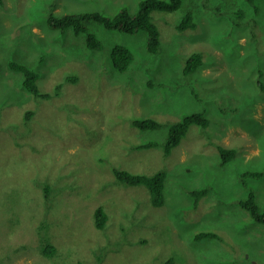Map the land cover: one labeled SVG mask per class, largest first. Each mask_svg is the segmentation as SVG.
<instances>
[{"label":"rangeland","instance_id":"1","mask_svg":"<svg viewBox=\"0 0 264 264\" xmlns=\"http://www.w3.org/2000/svg\"><path fill=\"white\" fill-rule=\"evenodd\" d=\"M141 1L0 0V264H264V224L240 204L253 191L264 210V0L154 10L158 53L144 30L87 20L103 43L93 50L86 33L49 24L51 13L135 14ZM190 11L196 26L181 29ZM115 45L133 51L125 72L112 63ZM196 52L202 64L187 74ZM12 62L40 73L49 97L30 93ZM195 112L209 125L192 124L166 155L170 126ZM137 118L162 127L142 130ZM220 147L235 151L225 164ZM115 167L165 170L164 205Z\"/></svg>","mask_w":264,"mask_h":264},{"label":"trees","instance_id":"2","mask_svg":"<svg viewBox=\"0 0 264 264\" xmlns=\"http://www.w3.org/2000/svg\"><path fill=\"white\" fill-rule=\"evenodd\" d=\"M256 0H249L250 3L255 4ZM182 0H142L140 2V9L137 13L131 14L127 8H123L117 15L108 17L100 12H83V13H68L62 16H56L51 13L49 16V24L53 28H57L65 32L68 27H73L74 32L79 35L81 33L87 34V45L90 49L97 50L103 48L102 41L98 38L96 33L90 31L89 27L85 24L87 20H96L102 22L109 29H116L124 31L129 34H134L141 30L148 32V50L152 53H158L161 48L160 30L158 25L152 19V12L154 10L174 11L181 7ZM196 24L193 20V13L190 11L184 17L180 24L181 29L194 28ZM111 60L114 67L120 71L125 72L131 66L134 60L133 51L124 45H115L111 53ZM202 64V56L200 53H193L190 55L185 72L190 74L195 71ZM11 68L15 71L22 72L25 75L24 86L30 92L39 97L47 98L48 93H43L40 90L38 80L40 73L20 62H12ZM133 125L142 130L156 129L162 127V124L152 118L134 119ZM200 124L204 127L209 125V119L201 112L188 114L182 121L174 123L170 126L169 136L165 141V154L170 155L172 149L178 146L184 136L186 135L189 127L192 124ZM154 146L153 142L139 144L138 148H148ZM223 159L222 164L230 161L235 151L233 149H226L220 147ZM115 175L118 179L130 185H146L152 195V204L156 207L162 206L165 203V181L167 172L161 170L153 175L135 174L130 171L115 167ZM261 174V173H256ZM254 175V174H252ZM207 190L193 191L191 195L198 201ZM241 206L247 209L253 218L259 223L264 224V210L261 209L255 193L252 191L249 197L240 202ZM97 226L103 228L107 224L108 217L102 207L96 210ZM217 235L212 232H201L196 235L197 238L216 237ZM55 247L47 243L44 248V253L52 255L55 253ZM174 258H168L164 264H173Z\"/></svg>","mask_w":264,"mask_h":264},{"label":"clouds","instance_id":"3","mask_svg":"<svg viewBox=\"0 0 264 264\" xmlns=\"http://www.w3.org/2000/svg\"><path fill=\"white\" fill-rule=\"evenodd\" d=\"M135 34V33H134ZM138 119V118H137ZM135 126V125H134ZM137 127V126H136Z\"/></svg>","mask_w":264,"mask_h":264}]
</instances>
